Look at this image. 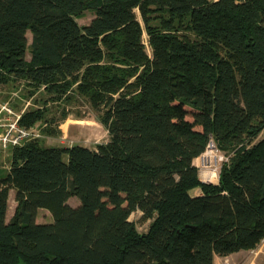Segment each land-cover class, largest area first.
Wrapping results in <instances>:
<instances>
[{
  "label": "trees",
  "instance_id": "trees-1",
  "mask_svg": "<svg viewBox=\"0 0 264 264\" xmlns=\"http://www.w3.org/2000/svg\"><path fill=\"white\" fill-rule=\"evenodd\" d=\"M18 82L20 126L54 135L48 104L85 102L109 138L9 149L0 264H214L264 239V0H0V85ZM210 139L215 183L193 163Z\"/></svg>",
  "mask_w": 264,
  "mask_h": 264
},
{
  "label": "rangeland",
  "instance_id": "rangeland-1",
  "mask_svg": "<svg viewBox=\"0 0 264 264\" xmlns=\"http://www.w3.org/2000/svg\"><path fill=\"white\" fill-rule=\"evenodd\" d=\"M138 17L139 14L136 12ZM93 17V11H84L81 17L77 18L79 24L83 25L88 23ZM28 41H30V32H27ZM143 43L146 47L147 52H151L150 46L148 45L147 36L143 34ZM36 96H29L27 88L22 82L10 83L0 85V107L7 105L16 113L22 112L28 107H32L33 101ZM50 108L49 117L55 115L58 124L57 133L54 135L42 134L39 139L44 145H70L73 143H79L88 147H94L99 142H105L108 140V133L106 129L99 123L96 117V112L85 102H72L69 103L65 108L68 111L66 118L61 119L62 104L49 103ZM5 112L0 111V117ZM35 129L39 130L40 122L33 125ZM33 127V128H34ZM7 151L0 152V175L5 174L1 168L2 165L8 161ZM224 153V152H223ZM3 172V173H2ZM68 202L71 205L78 204V200L75 197L69 198ZM14 210V192L10 190L8 196V209L7 217L12 215ZM130 219L135 223L138 231H146L149 220L141 218L140 211H135L130 215ZM36 221L38 222H50L52 221L51 213L46 209H39L37 211ZM264 264V239L260 241L256 247L247 250H240L229 254L228 256L217 257L214 260V264Z\"/></svg>",
  "mask_w": 264,
  "mask_h": 264
},
{
  "label": "built area",
  "instance_id": "built-area-1",
  "mask_svg": "<svg viewBox=\"0 0 264 264\" xmlns=\"http://www.w3.org/2000/svg\"><path fill=\"white\" fill-rule=\"evenodd\" d=\"M0 111L5 112L4 115H7L0 117V152H5L13 146H19L30 138L41 136L40 128L37 130L34 126L28 128L20 126L18 124L20 113L14 112L9 106L2 105ZM228 157L210 139L195 163L199 179L202 182H217L220 167L223 162L228 160Z\"/></svg>",
  "mask_w": 264,
  "mask_h": 264
},
{
  "label": "crops",
  "instance_id": "crops-1",
  "mask_svg": "<svg viewBox=\"0 0 264 264\" xmlns=\"http://www.w3.org/2000/svg\"><path fill=\"white\" fill-rule=\"evenodd\" d=\"M7 156H8V161L6 162V164H4V165H2V167L1 168H3L2 169V171L3 172H6L7 170H8V168H9V152L7 153ZM196 161H197V157L196 158H194L193 159V163L195 164L196 163ZM2 172V173H3ZM13 192H14V190H12ZM10 192V191H9ZM190 193L192 194V195H198V194H200L201 193V190H200V188L199 187H195V188H192L191 190H190ZM15 204H16V202H15V200H14V207H15ZM11 216V215H10ZM226 256H228V255H226ZM217 257H223V256H215L214 257V260H215V258H217Z\"/></svg>",
  "mask_w": 264,
  "mask_h": 264
}]
</instances>
